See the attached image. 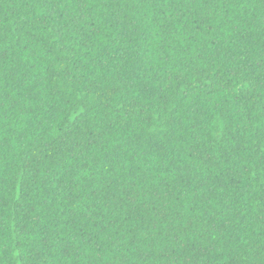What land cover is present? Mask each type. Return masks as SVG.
Here are the masks:
<instances>
[{"label":"trees","instance_id":"trees-1","mask_svg":"<svg viewBox=\"0 0 264 264\" xmlns=\"http://www.w3.org/2000/svg\"><path fill=\"white\" fill-rule=\"evenodd\" d=\"M0 264H264V0H0Z\"/></svg>","mask_w":264,"mask_h":264}]
</instances>
